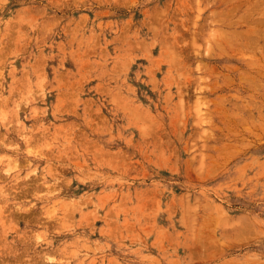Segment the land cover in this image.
Listing matches in <instances>:
<instances>
[{"label": "rangeland", "instance_id": "obj_1", "mask_svg": "<svg viewBox=\"0 0 264 264\" xmlns=\"http://www.w3.org/2000/svg\"><path fill=\"white\" fill-rule=\"evenodd\" d=\"M0 264H264V0H0Z\"/></svg>", "mask_w": 264, "mask_h": 264}, {"label": "bare ground", "instance_id": "obj_2", "mask_svg": "<svg viewBox=\"0 0 264 264\" xmlns=\"http://www.w3.org/2000/svg\"><path fill=\"white\" fill-rule=\"evenodd\" d=\"M199 4V3H198ZM230 10V9H229ZM222 17V16H221ZM226 17V16H225ZM156 19V18H155ZM214 21H216V20H214ZM262 23V22H261ZM212 31V30H211ZM195 32V31H194ZM248 32V31H247ZM261 34V33H260ZM248 35V34H247ZM214 36V35H213ZM216 36V35H215ZM209 39V38H208ZM248 43V42H247ZM163 44V43H162ZM177 64V63H176ZM175 66V65H174ZM249 81V80H248ZM206 87V86H205ZM250 88V87H249ZM228 119V118H227ZM152 132V131H151ZM107 152V151H106ZM97 156V155H96ZM99 159V158H98ZM9 166H10V164H9ZM12 167V166H11ZM191 209V208H190ZM189 209V210H190ZM187 217V216H186ZM48 220V219H47Z\"/></svg>", "mask_w": 264, "mask_h": 264}]
</instances>
